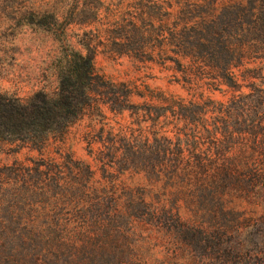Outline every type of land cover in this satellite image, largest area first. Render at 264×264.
Listing matches in <instances>:
<instances>
[{
    "label": "rangeland",
    "instance_id": "1",
    "mask_svg": "<svg viewBox=\"0 0 264 264\" xmlns=\"http://www.w3.org/2000/svg\"><path fill=\"white\" fill-rule=\"evenodd\" d=\"M254 7V0H0L1 93L25 99L54 91L66 45L92 52L99 77L91 105L62 137L40 150L0 142V184L20 186L22 173L25 186L41 187L35 166L54 178L45 193L10 201L26 214L19 224H88L110 251H124L120 261L135 264H264V186L243 173L230 181L203 176L222 161L246 170L264 163L254 124L264 118V28ZM27 9L51 12L55 22L23 24L17 14ZM240 109H248L244 119ZM200 112L231 131L218 151ZM131 166L140 172L132 175ZM142 193L146 202L179 204L187 228L173 216L159 223L138 205ZM220 199L235 207L220 209Z\"/></svg>",
    "mask_w": 264,
    "mask_h": 264
},
{
    "label": "trees",
    "instance_id": "2",
    "mask_svg": "<svg viewBox=\"0 0 264 264\" xmlns=\"http://www.w3.org/2000/svg\"><path fill=\"white\" fill-rule=\"evenodd\" d=\"M254 2V21L258 23L259 28H264V0H254ZM17 17L23 24L46 29L51 21L55 22L53 13L47 11L22 10L18 12ZM214 46L220 48L221 51L226 50V46L222 43L216 42ZM92 58V52L81 53L66 45L54 65L56 74L54 91L36 90L25 99L0 92V142L15 143L18 148L27 147L40 150L44 148L51 137H62L69 125L79 118L87 106L91 105V93L95 89H93L94 80H99L93 71ZM123 108L124 106H119V110ZM214 111L219 112L221 109H214ZM248 113V109H240L236 116L244 119ZM200 117L204 124V132L211 137L214 148L216 147V151H218L224 139L231 136V131L227 130L224 118H221L222 122H217L213 116L206 112H200ZM178 120H180L179 117ZM263 120L264 118H260L254 121V124L259 125V134L262 137L264 136ZM127 154L132 156L134 152ZM113 156L115 157V154ZM38 165L42 164L38 163ZM129 169L132 175H137L140 172V168L137 166H131ZM198 169L205 170V167L201 164ZM243 169H245V173L239 171ZM246 169H248L247 166L224 164L222 161L214 167L211 173H204L203 176L216 178L217 181H230L236 180L237 174L243 173L250 183H259L264 186V163L260 167ZM33 170L39 177H43L41 187L37 188L34 184L25 186L24 183L28 180L22 173L17 174V178H21L17 179L20 186L14 187V184L10 182L0 184V189L1 185H4L2 189L6 190L5 193H0V205L5 206L4 209H0V264H135L120 261L119 258L124 251L118 246H116L117 250L110 251L107 244L103 240L100 241L103 233L88 224L70 229L40 224L33 225V223L20 225L19 220L23 219L26 214H17L15 209L10 208V201L16 197L25 200L28 195L30 196L36 191L38 194L45 193L51 183L48 184L47 181L54 179L48 171L39 170L38 166H35ZM85 170L91 176L92 171L87 166ZM189 173L194 177L197 175L195 171ZM183 188L186 190V185ZM73 190L81 192V189L73 188ZM92 190V187H89L84 191L91 193ZM226 194V189H224L222 195L228 198ZM142 195L138 205L140 204L142 209H149L148 212L156 214L159 223L161 216H169V222L172 221L171 216H173V221L177 225L180 224V228H187L189 224L180 217L179 204L168 205L165 200L159 204H155L151 200L146 202L145 193ZM230 200L220 199L219 208L233 209L235 206L231 204ZM143 201L145 202L143 203ZM93 204L97 210L99 207H107L97 203ZM115 205L119 206L116 202ZM125 207H121V209L123 210ZM85 211L87 217H90L92 209H85ZM38 216L40 215H35L34 218L40 219ZM92 218L89 219V222ZM257 264H261L259 259Z\"/></svg>",
    "mask_w": 264,
    "mask_h": 264
}]
</instances>
